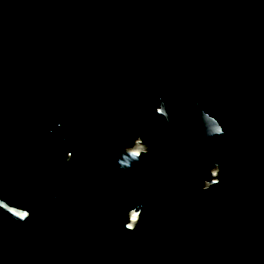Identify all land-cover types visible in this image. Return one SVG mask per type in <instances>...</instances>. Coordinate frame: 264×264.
I'll return each instance as SVG.
<instances>
[{
  "label": "trees",
  "instance_id": "trees-1",
  "mask_svg": "<svg viewBox=\"0 0 264 264\" xmlns=\"http://www.w3.org/2000/svg\"><path fill=\"white\" fill-rule=\"evenodd\" d=\"M96 6L106 11H89ZM190 7L189 0H0V167L60 114L106 106L110 96L127 92L147 99L167 92L173 100L172 61L185 55L200 76V107L223 125L235 156L229 195L236 188L249 202L235 144L247 141L254 127L250 143L258 159L250 164L257 169L264 138V0H213L207 7L212 15L221 9V18L215 16L221 23L213 24L211 39L196 33L207 12ZM177 34L182 37L173 40ZM238 105L254 125L241 126ZM263 200L264 190L252 203Z\"/></svg>",
  "mask_w": 264,
  "mask_h": 264
},
{
  "label": "water",
  "instance_id": "water-1",
  "mask_svg": "<svg viewBox=\"0 0 264 264\" xmlns=\"http://www.w3.org/2000/svg\"><path fill=\"white\" fill-rule=\"evenodd\" d=\"M173 64L179 67L174 99L158 96L146 122L132 128L125 145L106 157L108 167L121 170L119 190L132 203L121 224L96 233L73 209L55 226L0 199V209L19 222L0 226V264H23L26 256L34 264H264V230L250 240L237 232L229 196L235 156L225 128L200 107V77L188 57H175ZM183 140L192 151L188 160L182 155ZM162 144L171 146L172 159L157 184L138 196L132 187L139 157ZM138 149L137 156L130 155ZM93 162H99L97 152ZM87 193L88 187L81 191L80 204ZM133 212L138 213L135 223Z\"/></svg>",
  "mask_w": 264,
  "mask_h": 264
},
{
  "label": "flooded vegetation",
  "instance_id": "flooded-vegetation-1",
  "mask_svg": "<svg viewBox=\"0 0 264 264\" xmlns=\"http://www.w3.org/2000/svg\"><path fill=\"white\" fill-rule=\"evenodd\" d=\"M181 37L177 34L173 40ZM174 67L177 74L172 78L173 99L176 92L174 79L179 75V67ZM165 93L168 95L167 92L154 94L149 99L141 95L135 97L129 92L113 95L106 106L95 105L43 122L32 138L14 153L13 163L0 167V199L11 208L55 226H59L61 219L73 209L96 233L119 226L122 218L131 211L132 203L126 192L119 190L121 170L116 166L108 167L106 157L112 149L125 145L126 135L146 122L155 99ZM180 146L183 157L188 160L192 151L184 140ZM95 152L99 157L97 163L93 162ZM171 159L169 144L141 154L132 191L138 196L146 195L157 184ZM87 187V196L80 204L81 191ZM229 196L235 203L232 204L241 239L261 237L264 200L258 205L250 204L236 188ZM7 225H19V222L0 209V226Z\"/></svg>",
  "mask_w": 264,
  "mask_h": 264
},
{
  "label": "rangeland",
  "instance_id": "rangeland-1",
  "mask_svg": "<svg viewBox=\"0 0 264 264\" xmlns=\"http://www.w3.org/2000/svg\"><path fill=\"white\" fill-rule=\"evenodd\" d=\"M190 1V8H195V10L199 14H206L207 17L204 19L206 21L201 23V28H198L197 34H200V38L202 39H211L214 33H216L215 28H213L214 23H221L219 18H215V16H219L221 18V9L212 15V11L210 10L211 7H207L213 3V0H189ZM207 2V4H205ZM207 5V6H206ZM207 7V8H204ZM89 11L93 13H102L106 11L104 8H100V6L96 7H89ZM66 25V24H65ZM205 25V26H204ZM67 27V26H66ZM204 27V29H202ZM215 40H221L220 38H215ZM122 68H126L127 64L122 63L120 65ZM44 96V95H43ZM44 100V97H43ZM237 113H238V120L241 126L244 128L246 124L254 125L255 120L248 116V110L245 107L238 105L237 106ZM225 122L227 121V117L224 114L222 118ZM264 123V122H262ZM264 127V124H261ZM254 129L252 127L249 130L248 140L245 142H241L239 145L235 144V147L241 150V160L239 164L240 173L239 179L242 181L243 184V192L246 198L249 200L250 204L257 203L262 196V191L264 190V138H262V159L260 166L255 169L251 166L250 163L255 164V161L258 159L256 155V146L253 143H250L252 140L251 131ZM260 135H262L260 133Z\"/></svg>",
  "mask_w": 264,
  "mask_h": 264
},
{
  "label": "snow or ice",
  "instance_id": "snow-or-ice-1",
  "mask_svg": "<svg viewBox=\"0 0 264 264\" xmlns=\"http://www.w3.org/2000/svg\"><path fill=\"white\" fill-rule=\"evenodd\" d=\"M214 131H217V132H218V131H219V128H218V127L215 128ZM139 151H140V149H138V150H136V151H133V152L130 153V155L133 156V157H135V156H137V155L139 154ZM212 175H213V176L216 175L215 171H213ZM212 182H213V183H216L215 180H213ZM15 214H16V215H19V216H22V215H23L22 213H15ZM137 215H138V213H136V212H133V213L131 214V222H132V223H135L136 218H137Z\"/></svg>",
  "mask_w": 264,
  "mask_h": 264
},
{
  "label": "clouds",
  "instance_id": "clouds-1",
  "mask_svg": "<svg viewBox=\"0 0 264 264\" xmlns=\"http://www.w3.org/2000/svg\"><path fill=\"white\" fill-rule=\"evenodd\" d=\"M20 219H24V217H19ZM137 219V218H136ZM125 227L128 229V230H132V224H127L125 225Z\"/></svg>",
  "mask_w": 264,
  "mask_h": 264
}]
</instances>
